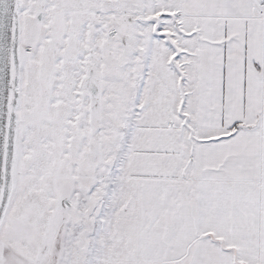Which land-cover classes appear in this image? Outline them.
Returning <instances> with one entry per match:
<instances>
[{
    "label": "snow or ice",
    "instance_id": "1",
    "mask_svg": "<svg viewBox=\"0 0 264 264\" xmlns=\"http://www.w3.org/2000/svg\"><path fill=\"white\" fill-rule=\"evenodd\" d=\"M0 264H264V0H0Z\"/></svg>",
    "mask_w": 264,
    "mask_h": 264
}]
</instances>
